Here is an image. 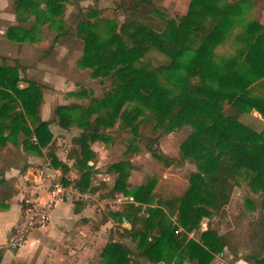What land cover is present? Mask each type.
I'll return each mask as SVG.
<instances>
[{
  "label": "trees",
  "instance_id": "trees-1",
  "mask_svg": "<svg viewBox=\"0 0 264 264\" xmlns=\"http://www.w3.org/2000/svg\"><path fill=\"white\" fill-rule=\"evenodd\" d=\"M78 1L14 0L13 7L20 22L34 16L32 27L48 24L55 31L56 43L70 32L61 18L65 4ZM235 4L189 0L184 13H170L154 0H119L115 12L123 11L121 21L100 16L98 8L79 10L81 20L74 35L83 44V54L78 62L90 69L92 79H108L109 84L100 98L80 85L71 94L89 91L88 102L57 105L47 121L39 116L42 85L28 81L20 88V66H0V93L5 99L0 109L12 110L10 124L21 125L27 136L33 131L40 144H44V133L50 140L51 122L80 129L72 138L69 156L79 171L73 185L81 193L108 187L104 181L94 183L93 167L88 164L95 157L92 143L118 136L125 146L123 155L144 149L168 167L173 157L161 150L160 139L176 129H190L180 154L194 162L196 171L189 175L183 190L170 197L155 198L154 178L131 187L121 162L112 165L116 178L102 197L122 194L133 199L112 214L129 224L120 237L130 238L135 249L111 241L104 247L108 257L103 264H130V254L150 263L170 262L178 254L196 264H209L227 248V241L216 229L201 227L202 221L221 214L242 172L249 175L248 186L261 196L264 210V127L256 131L241 121L252 110L264 118V97L248 94V87L264 77V24L245 26L238 36L241 47L233 56L218 62L213 55L214 47L226 38L231 24L228 14ZM31 32L12 26L6 36L32 41ZM153 50L168 61L159 65L147 61ZM25 116L30 118L32 131ZM113 128L115 137L107 132ZM51 161L62 174L68 172L67 165L52 155ZM62 178L64 184L71 183ZM82 205L77 201L74 212ZM172 217L176 219L173 226ZM179 227L185 231L182 235ZM193 231L197 239L188 236ZM246 264H264V256L253 257Z\"/></svg>",
  "mask_w": 264,
  "mask_h": 264
},
{
  "label": "rangeland",
  "instance_id": "rangeland-1",
  "mask_svg": "<svg viewBox=\"0 0 264 264\" xmlns=\"http://www.w3.org/2000/svg\"><path fill=\"white\" fill-rule=\"evenodd\" d=\"M13 1L5 0L6 6H4V10L7 13H12L14 20L13 24H10V21L3 23L2 29L3 33H5L0 46L10 47L6 44L7 39L18 43V47H40L38 49L42 52L47 47H68L70 52H66L67 54L65 53V55H67V58L69 56V61H64L63 72L67 78L74 82V91L82 85L86 90H90L93 96L100 98L109 84V80L92 79L90 77V69L83 63L80 64L78 62L83 54V44L74 35L75 27L81 20L80 17H77V14L81 9L92 7L102 10L99 13L100 16L121 21L124 16L123 11L118 10L115 12V6L119 0H80L74 3H66L61 18L70 26V32L67 35L60 36L56 43L53 41L55 31L48 24L40 27L37 24L32 27L34 16L28 17L25 22H20L13 7ZM154 1L158 6L164 7L170 13H184L189 3V0ZM227 3L237 4L231 5V10L228 14L231 24L226 28L225 40L213 49L214 58L218 62L233 56L241 47V41H239L238 36L248 23L259 22L264 24V0H255L254 2L248 0H220V5ZM12 26L25 30L29 29L32 31L33 40L31 41L27 38L22 41L9 39L6 36V31ZM35 55L37 56V53ZM146 60L153 65L168 61L164 55L154 50L147 54ZM59 68L61 69L60 66ZM87 93L82 95L81 104L83 105L88 102ZM248 94L250 97L255 98L264 97V77L248 87ZM241 121L256 131H261L264 127V118L254 110L244 114L241 117ZM107 132L111 137H115V128L108 129ZM189 132L190 129L188 127H182L160 139L161 150L166 155L173 157V162L168 167L154 159L144 149L128 156L123 155L125 146L118 136L113 139L114 141H96L94 143L98 149V157L94 160L95 164L92 165L93 180L94 183H99L104 181L102 179H105L104 182L108 187L102 189L99 192V196H95V200L88 201L90 206L89 227L84 234L89 235L92 231H97V234H95L96 238L93 243L94 249L92 253L84 258L81 264H103L105 258L108 257V253H104V247L111 241L120 242L131 251L135 249V243L130 238L120 237L121 230L124 227H129V224L121 222L112 214L122 210L126 203L115 202L116 196L102 197V194L109 191L116 178L112 165L121 162L123 171L127 173V182L131 187L145 184L149 178H154L156 180L153 189L155 198L170 197L172 194L182 191L184 185L188 184L189 175L196 171L194 162L188 158H183L180 154V145L187 138ZM74 133H77V130ZM248 178L249 175L244 172L239 174L229 203L224 207L221 214L212 217L210 221L207 218L202 221L201 227L207 228L209 226L216 229L219 234L225 236L227 241V248L221 254L215 255L209 264H246L253 257L264 256V210L261 208V196L250 190L247 183ZM71 199L74 200V198ZM151 205L154 206V204ZM171 220L173 222L172 226L175 225V217H172ZM178 229L179 235L185 232L181 227ZM194 232L188 233V236L195 238ZM87 235H83V238L88 241ZM130 255L132 259L130 264H196L181 258L178 254H174L170 262L159 263H150L144 258H136L134 254Z\"/></svg>",
  "mask_w": 264,
  "mask_h": 264
},
{
  "label": "crops",
  "instance_id": "crops-1",
  "mask_svg": "<svg viewBox=\"0 0 264 264\" xmlns=\"http://www.w3.org/2000/svg\"><path fill=\"white\" fill-rule=\"evenodd\" d=\"M4 6L5 0H0V42L5 33L2 29L3 23L10 21V24H13L14 20V15L7 13ZM6 44L10 47L0 46V66H20L18 87H26L28 81L42 85V101L39 106L41 120L51 119L57 105L81 103L82 95L71 94L74 91V82L63 72L64 61H69V56L67 58L65 55L70 52L68 47H47L42 52L38 49L40 47H18V43L7 39ZM4 102L5 99L0 93V108ZM11 114L10 109L7 112L0 109V264H81V261L92 253L97 234V231H92L89 235L84 234L89 227L88 201L95 200L100 191L88 192V199L67 194L52 209L50 221L45 228L33 231L17 250H9L6 247L10 230L20 217L24 197L38 194L45 198L53 173L58 174L61 179L64 177L70 180L71 183L67 185L72 187L73 181L79 177L74 158L69 156L73 147L72 138L78 135L79 128H63L56 122H51L48 125L51 138L49 140L48 135L44 133V144H40L32 131L30 118L25 116L32 131L30 136H27L21 125L10 124L8 116ZM75 130L77 133H74ZM94 143L91 149L95 153V160L98 157V149ZM51 155L67 165L66 174H62L60 167L53 165ZM94 160H89L88 164L94 165ZM77 201L83 205L74 212ZM83 235H87L89 240L84 239Z\"/></svg>",
  "mask_w": 264,
  "mask_h": 264
},
{
  "label": "built area",
  "instance_id": "built-area-1",
  "mask_svg": "<svg viewBox=\"0 0 264 264\" xmlns=\"http://www.w3.org/2000/svg\"><path fill=\"white\" fill-rule=\"evenodd\" d=\"M52 178V182L46 189L45 198L37 194L22 199L20 217L12 226L6 241V247L9 250H17L33 231L45 228L50 221L52 209L67 194H72L81 199L90 197L88 193H80L75 187L64 184L58 174L53 173ZM125 200L127 202L133 201L131 197L117 196L115 202H126Z\"/></svg>",
  "mask_w": 264,
  "mask_h": 264
}]
</instances>
